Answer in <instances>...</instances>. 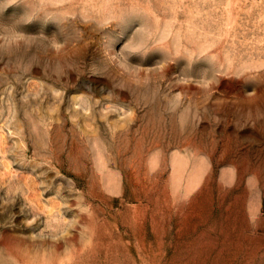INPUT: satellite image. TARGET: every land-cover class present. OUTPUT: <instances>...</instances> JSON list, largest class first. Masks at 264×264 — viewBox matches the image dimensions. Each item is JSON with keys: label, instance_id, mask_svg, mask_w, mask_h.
Segmentation results:
<instances>
[{"label": "rangeland", "instance_id": "obj_1", "mask_svg": "<svg viewBox=\"0 0 264 264\" xmlns=\"http://www.w3.org/2000/svg\"><path fill=\"white\" fill-rule=\"evenodd\" d=\"M0 264H264V0H0Z\"/></svg>", "mask_w": 264, "mask_h": 264}]
</instances>
